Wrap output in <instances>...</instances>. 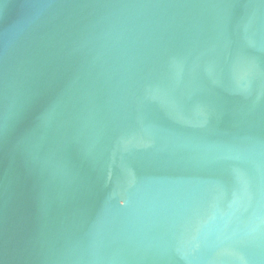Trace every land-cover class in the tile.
Wrapping results in <instances>:
<instances>
[{
    "label": "water",
    "instance_id": "water-1",
    "mask_svg": "<svg viewBox=\"0 0 264 264\" xmlns=\"http://www.w3.org/2000/svg\"><path fill=\"white\" fill-rule=\"evenodd\" d=\"M0 264H264V0H0Z\"/></svg>",
    "mask_w": 264,
    "mask_h": 264
}]
</instances>
